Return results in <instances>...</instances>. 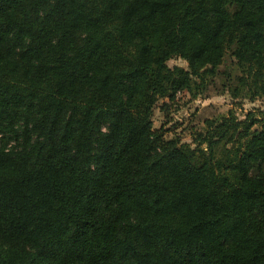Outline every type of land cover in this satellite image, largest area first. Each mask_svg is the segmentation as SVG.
<instances>
[{
	"label": "trees",
	"instance_id": "16d2710c",
	"mask_svg": "<svg viewBox=\"0 0 264 264\" xmlns=\"http://www.w3.org/2000/svg\"><path fill=\"white\" fill-rule=\"evenodd\" d=\"M228 57L264 97V0H0V264H264L260 119L154 123Z\"/></svg>",
	"mask_w": 264,
	"mask_h": 264
},
{
	"label": "rangeland",
	"instance_id": "374dc122",
	"mask_svg": "<svg viewBox=\"0 0 264 264\" xmlns=\"http://www.w3.org/2000/svg\"><path fill=\"white\" fill-rule=\"evenodd\" d=\"M170 67L187 68L186 61L175 58L169 62ZM245 74L236 62L228 57L219 68L217 75L207 77L202 87L195 94H180L176 101L169 102L166 110H161L164 101H160L154 115L156 128L162 126L169 130V137H178L182 143L198 146V134L208 128L207 121H221L224 118L245 120L253 113L260 119L259 129L264 127V97L254 96V90L241 85ZM251 82V79L249 80ZM235 141H228V148L233 149ZM202 148L206 149L207 145ZM224 144L216 151L218 158H225ZM209 152V151H208ZM207 152V153H208Z\"/></svg>",
	"mask_w": 264,
	"mask_h": 264
}]
</instances>
